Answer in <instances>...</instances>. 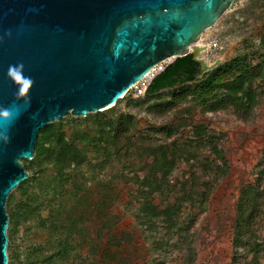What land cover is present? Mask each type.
Listing matches in <instances>:
<instances>
[{
    "label": "rangeland",
    "instance_id": "1",
    "mask_svg": "<svg viewBox=\"0 0 264 264\" xmlns=\"http://www.w3.org/2000/svg\"><path fill=\"white\" fill-rule=\"evenodd\" d=\"M263 41L264 0H234L232 7L201 33L197 44L206 46L200 57L208 65L229 62L237 56H246L255 64L264 57ZM207 73L208 70L201 76ZM193 85L186 83L152 96L128 92L119 99L115 103L117 113L132 115L134 125L117 144V156L111 163L100 170L84 168L75 188L67 185L54 196L48 179L51 168L25 183L23 188H14L8 208L21 213L19 216L16 213L10 226L11 264H25L28 259H35L30 253L38 246L43 248V253H50L64 239L74 248L69 249L67 260L57 259L54 264L75 261L187 264L190 255L194 258L192 264H230L239 190L245 184L255 183L259 170L264 167V95L245 113H237L233 108L203 112L190 98L164 113L152 109V105ZM198 125L218 136L213 145H218L223 151L222 158L227 161L223 173L205 164L215 160L211 146L197 147L190 142L192 129ZM160 144L186 149L187 153L177 158L175 168L167 177V187L172 192L153 195V206L163 208L174 203L173 194L182 192L183 183L187 190L195 184L197 191L205 190L209 194L202 206L185 199L181 206L179 220L189 224L183 234L192 241L190 250L182 241L184 237L169 232L161 221L155 220L150 229L137 219L143 202L138 194V180L146 171L144 160L149 161L142 151ZM98 160L94 157L93 162ZM215 161L222 165L219 159ZM5 208L7 211L6 204ZM257 221L255 235L259 242H264V214ZM249 259L250 255L239 262L248 264ZM259 264H264V253Z\"/></svg>",
    "mask_w": 264,
    "mask_h": 264
},
{
    "label": "water",
    "instance_id": "2",
    "mask_svg": "<svg viewBox=\"0 0 264 264\" xmlns=\"http://www.w3.org/2000/svg\"><path fill=\"white\" fill-rule=\"evenodd\" d=\"M234 0H0V264H8V194L28 178L22 159L34 155L38 130L68 112L86 116L113 106L153 67L191 54L201 71L206 49L197 41ZM10 33V35H9ZM24 64L34 86L30 104L16 101L9 65Z\"/></svg>",
    "mask_w": 264,
    "mask_h": 264
},
{
    "label": "trees",
    "instance_id": "3",
    "mask_svg": "<svg viewBox=\"0 0 264 264\" xmlns=\"http://www.w3.org/2000/svg\"><path fill=\"white\" fill-rule=\"evenodd\" d=\"M201 73L200 64L192 58L191 54L176 57L165 65L164 69L151 79L145 89V95L152 96L162 90H173L186 83L194 85L192 88L187 87L181 92L173 93L170 99L152 105L151 107H154L152 109L158 113H164L190 98L203 112L233 108L237 113H245L257 104L260 96L264 95L262 87L264 85V57L260 63L253 64L246 56H237L229 62L218 64L206 75L201 76ZM128 92L134 93L135 91L130 89ZM115 106L116 104L105 109L106 111L88 113L86 116L74 117L67 113L58 121L40 128L32 159L21 160L25 170L31 175L21 181L16 188H23L25 183L51 168L48 179L51 181L50 187L55 196L56 192L65 190L67 185L70 188H75L79 177L83 175L84 168L100 170L111 163L113 157L117 156V144L125 139V135L134 125L133 116L128 113H117ZM106 112L112 114L109 115ZM192 133L193 137L190 142L193 145L197 147L211 146L215 160L222 161V165L217 164L215 160L206 161V166L216 172L223 173L227 161L222 158L223 151L218 145H213L214 142H217L218 136L207 132V129L200 125L194 126ZM111 147L114 148L113 151H111ZM89 152L92 153V156L89 155ZM142 152L149 158V161L144 160L146 161V171L143 177L138 180V194L143 202L139 207L137 219L140 224L150 229L155 220L161 221L169 232L174 231L176 234L182 235L183 243L190 250L192 241L183 234L187 231L186 228L189 224L179 220L181 206L185 200L196 202L202 206L207 202L209 194L205 190L197 191L195 184L191 185L190 190H187L186 183H183L180 194L172 193L175 197L174 203H168L163 208L154 207L151 202L153 195H168L172 192L167 187V177L175 168L177 158L183 152L187 153V150L160 144L146 148ZM94 157L99 158L96 163L93 162ZM192 177L195 180V177ZM11 202L12 195L9 193L6 201L9 216L7 227L8 264L12 263L9 257L10 226L16 213L19 212V210L15 213L9 210ZM262 214H264V167L259 170L255 183L245 184L239 190L233 224L232 245L234 251L230 264H241L239 261L247 259L248 255H250L248 264H259V259L264 253V242L257 240L255 225ZM156 244L160 245L159 242ZM72 248L74 247L67 239L61 241L50 253H43V248L40 246L35 247L31 250L30 255L36 256V258L28 259L25 264H54L57 259L67 260L70 254L69 249ZM238 248H242V252H238ZM193 260V256L190 255L187 264H192ZM70 264L83 263L75 261Z\"/></svg>",
    "mask_w": 264,
    "mask_h": 264
},
{
    "label": "clouds",
    "instance_id": "4",
    "mask_svg": "<svg viewBox=\"0 0 264 264\" xmlns=\"http://www.w3.org/2000/svg\"><path fill=\"white\" fill-rule=\"evenodd\" d=\"M7 77L17 88L15 93L16 101L22 100L25 105H29L31 100L30 91L34 86L35 81L30 76L24 74V64L19 63L16 65H9ZM18 116L19 111L17 110L16 105H12L8 108L0 107V119L5 122L6 127L10 126V123L14 122ZM0 139H2L4 143H8L10 138L6 132H3L0 133Z\"/></svg>",
    "mask_w": 264,
    "mask_h": 264
},
{
    "label": "built area",
    "instance_id": "5",
    "mask_svg": "<svg viewBox=\"0 0 264 264\" xmlns=\"http://www.w3.org/2000/svg\"><path fill=\"white\" fill-rule=\"evenodd\" d=\"M168 63H166V61L159 63L158 65H156L155 67H153L151 69V71L144 76L140 81H138L131 89H133L134 95L140 96L143 95L145 92V89L147 87V85L149 84V82L151 81L152 78H154L158 73H160L165 65H167Z\"/></svg>",
    "mask_w": 264,
    "mask_h": 264
}]
</instances>
